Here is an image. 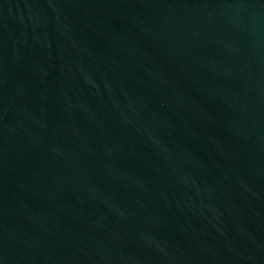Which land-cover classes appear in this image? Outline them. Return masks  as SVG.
Returning a JSON list of instances; mask_svg holds the SVG:
<instances>
[{
	"label": "water",
	"instance_id": "obj_1",
	"mask_svg": "<svg viewBox=\"0 0 264 264\" xmlns=\"http://www.w3.org/2000/svg\"><path fill=\"white\" fill-rule=\"evenodd\" d=\"M0 264H264V0H0Z\"/></svg>",
	"mask_w": 264,
	"mask_h": 264
}]
</instances>
